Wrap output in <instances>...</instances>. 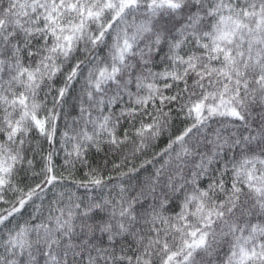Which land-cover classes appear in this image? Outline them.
Returning a JSON list of instances; mask_svg holds the SVG:
<instances>
[{
    "label": "trees",
    "instance_id": "obj_1",
    "mask_svg": "<svg viewBox=\"0 0 264 264\" xmlns=\"http://www.w3.org/2000/svg\"><path fill=\"white\" fill-rule=\"evenodd\" d=\"M0 264H264V0H0Z\"/></svg>",
    "mask_w": 264,
    "mask_h": 264
},
{
    "label": "rangeland",
    "instance_id": "obj_2",
    "mask_svg": "<svg viewBox=\"0 0 264 264\" xmlns=\"http://www.w3.org/2000/svg\"><path fill=\"white\" fill-rule=\"evenodd\" d=\"M167 2V4H170V5H173L174 3L173 2H171V1H166ZM220 109L222 110L221 112H224V111H226L227 109L225 108V107H220ZM229 113H231V114H234L236 111L235 110H227Z\"/></svg>",
    "mask_w": 264,
    "mask_h": 264
}]
</instances>
